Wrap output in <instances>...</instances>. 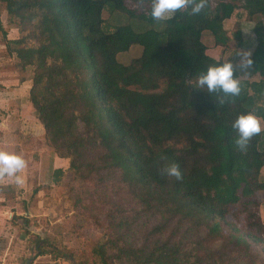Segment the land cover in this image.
<instances>
[{
  "label": "trees",
  "instance_id": "obj_1",
  "mask_svg": "<svg viewBox=\"0 0 264 264\" xmlns=\"http://www.w3.org/2000/svg\"><path fill=\"white\" fill-rule=\"evenodd\" d=\"M125 1L0 0L21 34L4 39L8 55L21 69L34 67L28 101L56 156L69 159L81 180H116L141 212L161 218L133 244L123 233L141 212L122 216L111 223L118 237L97 243L95 254L101 264H264L255 198L264 191V132L241 151L232 128L249 111L264 118V0H217L214 8L205 0L200 13L189 8L163 21L149 15L151 0H132L148 6L141 13ZM103 13L162 29L137 31ZM233 17L239 44L240 23L254 24L248 78L240 80L233 63L240 95H209L195 88L196 77L224 60L210 56L201 37L208 32L223 56L225 23ZM133 46L142 48L140 57L121 64L118 55ZM172 164L179 181L165 173ZM62 174L54 171V182ZM238 211L247 213L245 230L229 220ZM32 237L37 255H45V241Z\"/></svg>",
  "mask_w": 264,
  "mask_h": 264
},
{
  "label": "rangeland",
  "instance_id": "obj_2",
  "mask_svg": "<svg viewBox=\"0 0 264 264\" xmlns=\"http://www.w3.org/2000/svg\"><path fill=\"white\" fill-rule=\"evenodd\" d=\"M216 3L217 0H211L213 8ZM125 5L136 13L148 9V6L144 9L137 6L132 0H126ZM103 18L110 19L111 23L118 20L121 24H130L137 31L162 29L161 25L152 27L125 16L109 17L103 13ZM262 20L264 23L263 18ZM240 25L242 44L234 37L237 29L235 17L225 23L227 46L223 56L220 55L223 49L214 47L213 37L208 32L202 34L201 40L208 47L210 56L236 63L240 69V80H245L248 78L247 67H242V60L245 53L249 54L254 49L255 39L248 21L243 20ZM0 28V69L3 70L0 71V80L14 77L17 80L27 78L31 82L34 67L21 69L18 60L8 55L4 39L13 41L20 38L21 34L17 24L9 21L5 5L1 2ZM141 52L140 46H133L128 52L119 54L117 59L121 64L128 65L140 57ZM234 52L242 54L241 61H235ZM2 74L8 76L1 77ZM31 108L36 117L32 106ZM27 148L31 163H27L29 167L21 173H17L20 180L1 175L3 181L9 183L5 186V196L10 200L6 211L11 213L8 220L11 225L5 232L0 231V241L5 245L4 254L0 255L3 263L0 264H101L99 256L94 252L96 244L102 245L110 241L109 239L118 237L117 233L120 232H115L111 223L120 221L122 216L124 219L130 217L132 211V215H135V211L141 212V208L116 180L99 182L100 176H93L87 181L81 180L76 172L70 169V160L59 159L44 136L36 145L31 143ZM9 152L23 157L19 146L13 142ZM58 169L62 170L63 174L58 182H54V171ZM260 180L264 181V168L260 171ZM255 198L260 203V221L264 223V191L257 192ZM246 215L247 213L238 211L235 217L229 220L239 229L245 230ZM160 220V217L142 211L138 220L131 223L129 231L123 233V240L141 244ZM32 236L45 241L46 245H41V249L46 251L45 255H37L38 250L33 244ZM166 237L167 235L162 238ZM108 254L114 255L113 252ZM64 257H70L71 260Z\"/></svg>",
  "mask_w": 264,
  "mask_h": 264
},
{
  "label": "clouds",
  "instance_id": "obj_3",
  "mask_svg": "<svg viewBox=\"0 0 264 264\" xmlns=\"http://www.w3.org/2000/svg\"><path fill=\"white\" fill-rule=\"evenodd\" d=\"M205 7V0H151V10L149 15L153 20L163 21L170 19L177 11L190 8V14H198ZM242 60V67H248L252 61L247 59L245 53ZM195 88L208 93L209 95L222 93L224 97H238L241 93V85L238 77H234V68L230 61H223L209 66L206 71L196 77ZM232 128L236 131V147L246 150L250 139L264 132V118L249 111L240 114L232 123ZM26 160L15 152L0 150V175L14 178L17 181L21 173L26 168ZM168 176L176 180L182 179V173L176 164H172L165 169Z\"/></svg>",
  "mask_w": 264,
  "mask_h": 264
},
{
  "label": "crops",
  "instance_id": "obj_4",
  "mask_svg": "<svg viewBox=\"0 0 264 264\" xmlns=\"http://www.w3.org/2000/svg\"><path fill=\"white\" fill-rule=\"evenodd\" d=\"M250 24L253 28V23ZM0 71L3 70L0 69ZM5 76L1 75V77ZM30 88L31 82L27 78L17 80L14 77H8L0 80V150L9 151L13 142L19 146L27 163H31L27 146L31 143L36 145L44 136V129L34 116L28 102ZM8 184L0 175V231L2 232L11 225L10 222L8 223L11 213L6 211L10 204V200L5 196V186ZM4 247L5 245L1 242L0 255L4 254Z\"/></svg>",
  "mask_w": 264,
  "mask_h": 264
}]
</instances>
